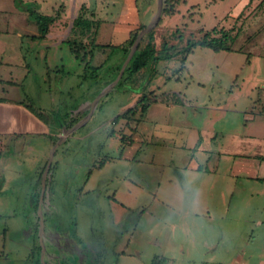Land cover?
<instances>
[{"label": "rangeland", "instance_id": "rangeland-1", "mask_svg": "<svg viewBox=\"0 0 264 264\" xmlns=\"http://www.w3.org/2000/svg\"><path fill=\"white\" fill-rule=\"evenodd\" d=\"M134 1L139 21L147 25L155 15L156 0ZM21 2L0 0L5 11L0 13V28L36 35L39 30L30 10L57 18L47 36L22 41V55L32 69L27 67L30 72L21 91L44 115V121L40 120L48 134L24 136L19 150L10 140L7 147L0 145L7 148L0 169L16 171L17 176L6 191H0V201L14 214L7 226L0 217V229L7 228L5 253L18 259V264H26L27 253L28 261L34 255L40 264H149L155 255L165 256L166 264H264V179H259L264 178V123L258 124L264 114H255L253 123L249 117L256 87L264 86V0H180L176 14L154 30L157 45L176 26L182 27L181 37L173 41L178 46L197 37L199 30L220 26L232 34L239 30L233 47L240 50L195 48L188 55L189 71L184 72L182 84L178 83H190L184 93L195 104L174 110L151 104L135 133L123 121L112 124L113 118L142 93L172 88L174 81L167 85L164 81L179 65L178 57L159 61L155 71L146 73L147 83L146 78L130 85L121 83L93 106L111 83L107 84L121 53L94 49L91 65L106 60L105 64L98 71L85 72L63 41L73 37L70 30L77 12L71 8L85 4L100 19L97 42L119 44L125 33L116 26L130 4L127 0ZM247 52L257 57L252 67L241 70ZM16 68L13 75L26 69L19 65L2 70L8 74ZM232 85L238 87L230 93ZM13 90L21 95L19 85ZM79 118L83 123L55 149L50 177L54 185L46 189L41 203L44 229L34 237L35 219L25 201L29 182L32 175L38 178L48 160L54 145L52 134H62L66 123ZM112 128L115 134L109 136ZM121 135L131 136V143H122ZM26 143L32 148L20 150ZM120 153L122 161L117 158ZM131 153L135 158L125 159ZM107 156L112 160L101 171L94 170L93 165ZM191 162L215 167L214 173L189 172L186 168ZM176 171L183 174L182 181ZM124 173L135 177L143 191L146 186L139 178L148 175L153 180L151 191H157L158 198L152 200L142 195L145 192L136 198L133 191L127 192L124 178L115 179ZM157 182H161L158 190ZM115 189L116 198L128 208L121 221H116L109 197ZM34 243L38 248L32 253Z\"/></svg>", "mask_w": 264, "mask_h": 264}, {"label": "trees", "instance_id": "trees-1", "mask_svg": "<svg viewBox=\"0 0 264 264\" xmlns=\"http://www.w3.org/2000/svg\"><path fill=\"white\" fill-rule=\"evenodd\" d=\"M14 2L18 5L22 3L21 0H14ZM179 3L180 0H162L161 17L159 18L157 24L150 31L145 33L140 39L135 52L127 63L121 78L114 88L121 83L130 85L140 81L143 78H146V73L148 71H154V67L159 61L169 60L174 57H178L179 65L172 70L171 75L179 74V72L184 68L187 56L190 55L197 47L209 48L213 52H234L240 50L233 47L239 30H236V32L232 34V30L220 26H215L210 30H199V35L197 37H191L187 39L186 44L183 46H178L173 43L174 40L181 37L182 33V27L176 26L174 30L169 32L167 35L162 36L160 38L159 44L157 45L154 30L162 25L163 20L166 17L174 15L177 12V5ZM29 16L35 21V24L39 30V34L32 36V38L45 37L49 31V26L54 22L55 18H57V15H41L36 12V10H30ZM99 22L100 20L95 18L93 12H89L87 7L81 4L77 10L76 16L73 19L72 28L70 30V33L73 34V37L65 38L63 41L68 45L73 56L81 62L85 72H90L93 70L98 71L105 64L106 60H104L98 66L91 65L92 59L95 56V50L98 49L104 51L109 49L111 53L120 52L121 56H119L117 63L113 66L114 75L111 80L107 82V84H109L117 76L120 67L124 62L137 34L142 28L145 27V24H141L139 27L131 30L128 33L126 39H124L119 44H107L97 42ZM107 56H109V54ZM251 58L252 54L247 52L244 65H249ZM166 95L167 94L165 93L154 95L153 91H151L149 94L142 93L132 106L127 107L113 118L112 124H117L119 121H124V123L130 127V125L137 123L141 118H143L150 103L168 100L169 98H173L174 101L177 100L175 95H172L171 97H166ZM259 95L260 98L256 102L261 106L263 112L264 87L259 89ZM27 99L29 101V97H27ZM27 106L39 119L44 121V115L41 113V111L35 108L30 101ZM81 119L82 118L71 119L65 124V126H63V128H70ZM109 134H114L113 128L109 131ZM57 139L58 137L55 136L53 139V144H55ZM125 139V136L121 135L120 140L124 142ZM45 165L46 163L41 167L31 193L35 219L33 223L34 237L39 232L37 209L41 191V177ZM102 165L103 162L99 163L97 167L100 168ZM53 169L54 167L52 164L49 168V177L46 178V189H50V177ZM37 248V245L34 243L32 247V253H34ZM32 259L33 264H40L39 259L35 258L34 255ZM167 261L168 259L165 256L155 255L151 258L149 264H166Z\"/></svg>", "mask_w": 264, "mask_h": 264}, {"label": "crops", "instance_id": "crops-1", "mask_svg": "<svg viewBox=\"0 0 264 264\" xmlns=\"http://www.w3.org/2000/svg\"><path fill=\"white\" fill-rule=\"evenodd\" d=\"M127 2L130 4V6L128 7V9H126L125 11H123L120 14L121 17L119 18V25L116 26L118 31H120V30L124 31V33H125L124 38L125 39L131 30L139 27L142 24L141 21H139V15H138V10L136 9V5H134L135 1L134 0H127ZM183 2H184V0H183ZM185 2H186V0H185ZM9 3H12V0H9ZM80 5L81 4H79L77 8H75L77 5L72 6L71 12L74 10H76V12H77ZM83 5H85V4H83ZM11 7H12V5L10 4L8 11L11 10ZM88 11H89V9H88ZM2 12H5V11L0 8V13H2ZM95 18H97V17L95 16ZM4 23H6L8 26L10 25L9 21H5ZM163 23H164V21H163ZM163 23H162V25H163ZM17 33H18L17 29L15 31H11V30H7L5 28L4 29L0 28V145H4V146L6 145V147H7V140H10V141H13L15 148L17 150H19L18 147L21 146V143H22L21 140L24 136L26 137L28 135L34 136V135H38V134H48V127H46L45 126L46 124L43 123L28 108V106H27L29 104V101L27 99L28 96L25 92L21 91V88H22V85L24 82L23 80L28 76V73L30 72L29 69L30 68L32 69V66L26 62L25 56L22 55V41L26 37L33 39L30 36H34L35 34L29 35L28 33H26V34L20 33V32L18 34ZM48 34H49V32L45 36H47ZM155 37H156V35H155ZM188 57L189 56H187V58H186L183 70H181L179 72V74H175V75L170 74V76L167 75L166 81H164V85H167L168 82L174 81L175 85H173L172 88H170L168 91H163V92L157 93V94L155 93V91H153L154 95H160L162 93L167 94L166 97H169V96L171 97L172 95H175V98L177 100L174 101L173 98L172 99L169 98L168 100L150 103V105L151 104H161V105L164 104V105H166V107H168V110H174V109L179 108L180 106L185 108L186 105L195 104V101L190 99L188 97V95L186 93H184L185 91L187 92L189 90L190 83H187V84L182 85V86L178 85V83L182 84V76H183L184 72L187 71V73H188V71H189V69L187 67L188 66ZM255 57H257V56H252L249 65H244L245 64V61H244L241 70H243V68L246 66L252 67V65L255 61ZM19 65L25 66L26 69H24V70L22 69V71L20 73L17 72V74L15 73V75H13L12 72H16L17 68L14 71L10 70L8 74H4V72L2 70L3 68H9V66L17 67ZM155 69H156V65L154 67V71H155ZM173 69L174 68H172L170 72H172ZM152 73L153 72H151V75H152ZM238 77H239V75L236 76V79ZM18 79H21L20 80L21 82H18ZM145 80L147 83L149 81V76H146ZM191 80H193L192 76H191ZM18 85L20 87V93H21V95L19 94V96L15 95V93H14L15 90H13V89H16V87ZM237 87H238L237 85H232L229 89V92L231 93ZM263 87L264 86H262V88ZM260 88L261 87H256L255 95L253 98H251V101H250V110L252 112V115L249 117H251L252 123L255 122V118H256L255 114H264V111L262 112L261 106L256 102L260 98V95H259V89ZM148 108H147L143 118H141L137 123L130 125V127H128L124 123L125 127L128 128L133 133H135L137 131V128L139 127L140 123L145 120L147 112H148ZM261 121L262 122H259L258 124L264 123V120H261ZM114 134H115V130H114ZM114 134L113 135L109 134V136H114ZM143 134H145V133H142L140 135L143 137ZM52 135H53V137L54 136L60 137L61 133L57 132V133H54ZM123 136H125V138H126L124 142L127 141V142L131 143V139H132L131 136L130 137H128L127 135H123ZM138 139H140V138L138 137ZM124 142H122V143H124ZM6 147L2 146V148H0V158H1L3 151H5V149H7ZM24 147H26V148L28 147L29 149L32 148V146L30 144L26 143L22 146V149H20V150H24ZM117 158L119 161H122L123 153H120V155ZM133 158H135V157H134L133 153H131L125 159H133ZM263 158L264 157H262V159ZM209 159L210 158L207 157L206 161L208 162ZM5 160H7V159H4V161ZM111 160H112V158L109 159V157L107 156L105 161L103 162V165L100 168H98L97 165L94 164L93 169L101 171L104 168V166L107 165ZM189 163H190V161H189ZM186 169L189 172H193V173L209 174L210 172L214 173L215 167L209 168L206 165L203 166L201 164H196L194 162L193 163L191 162V164L189 166H187ZM92 170L89 171V176L91 175ZM54 172H56V167H55ZM54 172H53V174H55ZM3 173H5L6 175L3 176ZM176 174H177V171H176ZM177 176L179 177V181H182L183 174L182 173L177 174ZM14 177H15V179L17 178L16 171H14V173H13L12 171H8L7 169H5L4 171L0 169V191L2 189H5V191H6L7 187L9 185H11ZM34 177L35 176L32 175V177H31L32 179L29 182V188H30L29 192L26 191V193H25V201H26L27 205H28V203L30 204L31 210L33 212L32 219L34 216V211H33V202L31 199V193H32V190H33L34 184H35V178ZM53 177H55V176L53 175ZM121 178H124L123 179V183L125 184L124 189L127 192L133 191V194L136 196V198L138 196L146 195V196H149L153 200L155 197L158 196L157 191L154 192V194L151 191L152 186H153V184H152L153 180L148 175H140V178L138 177L141 180V182L143 183V185L146 186L145 187L146 191H143V186L139 185L136 182L135 177L132 179L130 177H127L125 173L122 175L121 174L115 175V179L120 180ZM254 178H258V177L256 176ZM259 179H264V178H259ZM164 180L166 183H168V185H170V186L173 185V183L171 182L172 180L170 178H165ZM51 181H52V179H51ZM16 185H17V182H16ZM52 185H54L53 182H52V184L50 182V187ZM160 185H161V182H157L155 188H157V190H158L160 188ZM27 190H28V188H27ZM117 192H118L117 189L113 190L112 193L109 195V197H110V199L112 198L110 201H111V204L113 207L112 210L115 212L116 221H121L124 219V216L126 215L125 213L127 212L128 208L125 207V205L123 203H121L116 198ZM143 192H145V193L142 194ZM4 206H6V204L2 203L0 201V217L2 219L6 220V226H7V222L8 221L10 222V220L12 219V216L14 214H12V211L6 210V208ZM26 219H27L26 221L28 222V217ZM31 222H32V220H31ZM32 227H33V223H32ZM6 230H7V228H3V229L1 228L0 229V264H18V259H12L11 257L8 256V253H5V251H4L5 246L7 245L6 240H5L6 239L5 238ZM59 237H61V236H59ZM11 245L12 244L10 243V247H9L10 251L9 252H12L11 251L12 250ZM55 245H57V244L55 243ZM13 248H14V246H13ZM125 253H126V251H125V249H123L121 251V254L125 255ZM28 254L29 253H27V257L25 260L26 264H33V260L28 261V259H29ZM129 257H131V256H129Z\"/></svg>", "mask_w": 264, "mask_h": 264}, {"label": "water", "instance_id": "water-1", "mask_svg": "<svg viewBox=\"0 0 264 264\" xmlns=\"http://www.w3.org/2000/svg\"><path fill=\"white\" fill-rule=\"evenodd\" d=\"M156 12L155 15L153 16V18L151 19V21L145 25L144 28H142L139 33L137 34L124 62L122 63L120 70L116 76V78L94 99V101L92 102V105L95 106L96 102L98 101V99L100 98L101 95H103L104 93H106L108 90H110L111 88H113L117 82L119 81V79L121 78L124 69L127 65V63L129 62V60L131 59L133 53L135 52L140 39L142 38V36L147 33L148 31H150L158 22L159 18L161 17V12H162V0H156ZM83 123V121L78 122L76 124H74L72 127L70 128H64L62 131L61 136L59 137V139L57 140V142L53 145L50 155L48 157V160L46 162L45 168L43 170L42 173V177H41V191H40V198H39V203H38V209H37V216L39 219V231L41 230V232L43 231V227H44V223H43V218H42V213H41V203L43 201V197L45 194V190H46V178H47V174L49 172V168L51 166V162H52V158L55 152V149L57 147L58 144H60L66 137V135H68L69 133L73 132L75 129H77L81 124Z\"/></svg>", "mask_w": 264, "mask_h": 264}]
</instances>
